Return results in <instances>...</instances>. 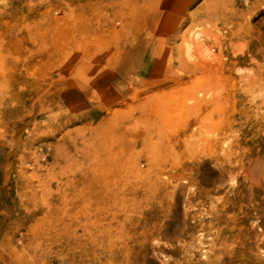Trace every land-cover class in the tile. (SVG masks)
I'll use <instances>...</instances> for the list:
<instances>
[{"label":"rangeland","instance_id":"rangeland-1","mask_svg":"<svg viewBox=\"0 0 264 264\" xmlns=\"http://www.w3.org/2000/svg\"><path fill=\"white\" fill-rule=\"evenodd\" d=\"M0 264H264V0H0Z\"/></svg>","mask_w":264,"mask_h":264},{"label":"bare ground","instance_id":"bare-ground-1","mask_svg":"<svg viewBox=\"0 0 264 264\" xmlns=\"http://www.w3.org/2000/svg\"><path fill=\"white\" fill-rule=\"evenodd\" d=\"M213 4V3H212ZM198 45V44H197Z\"/></svg>","mask_w":264,"mask_h":264}]
</instances>
